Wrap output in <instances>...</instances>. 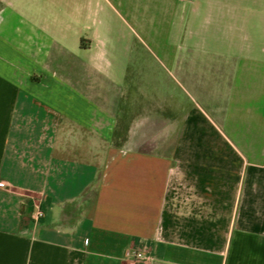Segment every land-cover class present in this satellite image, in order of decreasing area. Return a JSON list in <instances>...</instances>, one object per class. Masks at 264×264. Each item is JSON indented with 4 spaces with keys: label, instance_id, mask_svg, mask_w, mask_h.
<instances>
[{
    "label": "crops",
    "instance_id": "crops-1",
    "mask_svg": "<svg viewBox=\"0 0 264 264\" xmlns=\"http://www.w3.org/2000/svg\"><path fill=\"white\" fill-rule=\"evenodd\" d=\"M183 28L202 103L136 113L91 0H0V264H264V0H187Z\"/></svg>",
    "mask_w": 264,
    "mask_h": 264
},
{
    "label": "rangeland",
    "instance_id": "rangeland-1",
    "mask_svg": "<svg viewBox=\"0 0 264 264\" xmlns=\"http://www.w3.org/2000/svg\"><path fill=\"white\" fill-rule=\"evenodd\" d=\"M91 1L94 16L108 17L125 52L124 89L127 95L136 96V113L148 112L156 102L160 106L168 95L174 96L176 108L180 105L193 109L195 102L202 103L185 71L191 69L197 74L200 69L196 66L203 67L200 76L212 82L215 71L209 63L214 62V57L204 55L197 38L185 35L183 11L187 0ZM136 79L140 84L134 87ZM94 197L92 191L82 201Z\"/></svg>",
    "mask_w": 264,
    "mask_h": 264
},
{
    "label": "built area",
    "instance_id": "built-area-1",
    "mask_svg": "<svg viewBox=\"0 0 264 264\" xmlns=\"http://www.w3.org/2000/svg\"><path fill=\"white\" fill-rule=\"evenodd\" d=\"M0 186H6V183L2 182V183H0ZM44 216H45L44 211L41 208H39L35 213V217L37 219H41ZM134 258L138 264H153L155 261L154 256L148 251H146V252H143V251L135 252Z\"/></svg>",
    "mask_w": 264,
    "mask_h": 264
}]
</instances>
